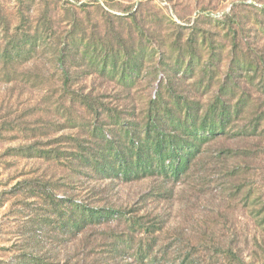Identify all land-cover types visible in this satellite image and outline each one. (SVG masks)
<instances>
[{"label": "rangeland", "instance_id": "obj_1", "mask_svg": "<svg viewBox=\"0 0 264 264\" xmlns=\"http://www.w3.org/2000/svg\"><path fill=\"white\" fill-rule=\"evenodd\" d=\"M160 93L207 126L179 181L74 176L18 152L106 153L112 128L138 129ZM38 177L66 183L60 195L161 219L163 264H264V0H0V264H25L31 228L36 251L52 248L60 264H104L107 233L127 227H93L60 249L56 226L38 225L58 216L29 190Z\"/></svg>", "mask_w": 264, "mask_h": 264}, {"label": "trees", "instance_id": "obj_2", "mask_svg": "<svg viewBox=\"0 0 264 264\" xmlns=\"http://www.w3.org/2000/svg\"><path fill=\"white\" fill-rule=\"evenodd\" d=\"M170 77L168 74L166 80L171 81ZM170 98L174 99L173 104L181 106L176 102L174 95ZM178 110L165 99V96L158 94L156 100L150 102L138 129L131 128L125 121L117 123V126L112 128L115 135L103 141L106 153H101L97 147L96 150L92 147H83L81 153L64 157L60 147L48 149L40 146V143L20 147L18 152L29 158L53 162L70 170L74 176L85 175L126 183L144 180L179 181L201 156L203 146L209 140L203 133L207 126L202 122L199 113L193 116L188 115L186 111L182 119L178 117ZM221 116L222 113L217 112L219 126L222 125ZM26 182L29 183L31 192H40L48 205L56 208L58 215L56 220L52 219L49 210L38 225L43 224L46 232L53 231V225L56 226L55 231L61 236L57 239L60 249L68 242V238L78 239L83 234L87 235L90 228L109 226L117 222L119 225H125L127 229L119 233L115 231L107 233L110 241L107 243L108 249L105 251L107 255L104 257L107 260L104 264H115L116 258L122 256L125 257V264L164 263L156 249L166 225L161 219L155 220L140 215L141 206L132 205L123 209L107 205L99 207L93 205L94 202L91 201L90 195L94 196L93 193L85 198H80L76 193H72V196L66 193L58 194L57 191L66 186V183L60 180L52 181L38 177ZM17 185L20 186L19 183ZM257 212L262 214V209ZM95 232L90 231L87 236L92 237ZM49 240L53 239L46 237L47 244ZM38 242L40 241L36 239V234L31 228L26 245L31 251L25 253L21 260L25 264H60L57 261L59 255L55 257L52 248L45 247V251L43 249L36 251ZM177 250L182 251L178 247ZM167 254V251L162 253L164 259ZM87 261L83 259L73 263L72 260L66 259L63 264H91ZM181 264H192V261L188 257Z\"/></svg>", "mask_w": 264, "mask_h": 264}]
</instances>
